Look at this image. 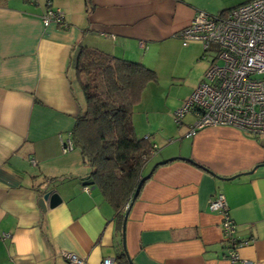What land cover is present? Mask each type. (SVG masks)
Here are the masks:
<instances>
[{"label":"crops","instance_id":"obj_1","mask_svg":"<svg viewBox=\"0 0 264 264\" xmlns=\"http://www.w3.org/2000/svg\"><path fill=\"white\" fill-rule=\"evenodd\" d=\"M249 1L0 0V264H71L65 253L86 264H264V137L232 127L191 136L194 121L182 120L178 142L158 149L143 177L171 158L194 163L176 159L154 170L125 233L127 208L121 220L97 187L83 184L90 169L80 150L71 143L64 152L85 110L80 48L148 67L166 46L182 45L179 33L198 12L216 16ZM48 8L62 11L64 26H44ZM48 190L62 199L55 208L39 204ZM220 194L244 243L234 263L223 215L209 208Z\"/></svg>","mask_w":264,"mask_h":264},{"label":"built area","instance_id":"obj_2","mask_svg":"<svg viewBox=\"0 0 264 264\" xmlns=\"http://www.w3.org/2000/svg\"><path fill=\"white\" fill-rule=\"evenodd\" d=\"M42 22L45 27L52 23L64 26V14L48 8ZM178 37L183 46L201 42L204 51L213 49L217 57L204 81L175 113L176 122L187 114L194 115L197 120L191 126V136L209 127H232L256 138L264 137V0H251L223 15L198 12ZM71 143L64 145V152L71 149ZM209 208L223 215L228 259L232 263L241 260L239 250L244 243L235 236L225 196L217 195ZM64 257L71 264H86L75 254L65 253ZM112 263L107 259L103 264Z\"/></svg>","mask_w":264,"mask_h":264},{"label":"trees","instance_id":"obj_3","mask_svg":"<svg viewBox=\"0 0 264 264\" xmlns=\"http://www.w3.org/2000/svg\"><path fill=\"white\" fill-rule=\"evenodd\" d=\"M75 71L85 110L76 119L71 141L90 169L83 184L97 187L122 220L146 164L158 152L150 136L137 135L133 121L134 108L147 87L157 83V73L86 47L78 51Z\"/></svg>","mask_w":264,"mask_h":264},{"label":"rangeland","instance_id":"obj_4","mask_svg":"<svg viewBox=\"0 0 264 264\" xmlns=\"http://www.w3.org/2000/svg\"><path fill=\"white\" fill-rule=\"evenodd\" d=\"M211 50L203 58L201 42L191 43L188 49L181 43L171 44L166 46L161 55L158 54L149 61L151 66L148 65V68L157 73L158 81L147 87L141 103L134 108L133 121L138 132L148 130L147 134H152L151 139L156 141L159 151L172 140L171 145L178 142L179 138L175 133L182 125L176 122L175 113L183 108L215 62L217 55ZM182 120L185 124L192 120L195 122L197 118L187 114ZM156 155L149 162H153Z\"/></svg>","mask_w":264,"mask_h":264},{"label":"water","instance_id":"obj_5","mask_svg":"<svg viewBox=\"0 0 264 264\" xmlns=\"http://www.w3.org/2000/svg\"><path fill=\"white\" fill-rule=\"evenodd\" d=\"M176 159H180V160H184V161L186 160V161H188V162L194 163L191 159H187V158H171L170 160H166V161H164V162H160V163H158V164H155V165L153 166V168L151 169L150 173H149L147 176L143 177V178L141 179V181L139 182L138 187H137V189H136V191H135V193H134V195H133V197H132V200H131L129 206L127 207V210H126V213H125V216H124V220H123V233H125V230H126V223H127L128 215H129V213H130V211H131V209H132V206L134 205V203H135V201H136V199H137V197H138V195H139V192H140V189H141V187H142V184H143L145 181H147L148 179H150V177L152 176L154 170H155L158 166H160V165H164V164H166V163H168V162H170V161H174V160H176ZM199 167H200V166H199ZM200 168H202V169H204L205 171L209 172L210 174H212V175H213L215 178H217V179H220V180H224V179L229 180V179H227V178H222V177H220L219 175L213 173L212 171L208 170V169L205 168L204 166H201ZM251 173H252V172H251ZM239 176H240V175H237V176H235V177H232L231 179H235V178H237V177H239ZM61 202H62V199H61L60 195H59L56 191H54V190H48V191H47L46 193H44V195L42 196V198H41L39 204H40V206H41L42 208H44V204H46V203L49 204V207H50V208H55V207H57L58 205H60ZM129 264H133V263L129 260Z\"/></svg>","mask_w":264,"mask_h":264}]
</instances>
